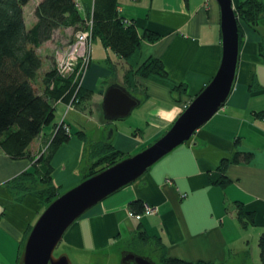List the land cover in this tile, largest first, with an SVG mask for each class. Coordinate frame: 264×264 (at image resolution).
Returning <instances> with one entry per match:
<instances>
[{"label": "crops", "instance_id": "1", "mask_svg": "<svg viewBox=\"0 0 264 264\" xmlns=\"http://www.w3.org/2000/svg\"><path fill=\"white\" fill-rule=\"evenodd\" d=\"M40 1L23 7L27 29L37 21L34 11ZM75 1L81 16L89 19L95 0ZM117 1L119 13L134 23L140 35L145 30L154 33L152 39H141L137 65L149 56L159 58L169 82L138 73L130 77L125 59L99 39L93 41L79 103L54 100L57 121L41 130L24 156L12 157L0 145V264L18 263L27 231L45 207L30 192L34 187L30 178L19 180V176L45 153L55 124L64 120L71 133L50 159L53 183L62 193L84 179L86 165L97 159L96 144L107 142L125 158L163 135L219 68L222 38L217 0ZM241 1L231 0L233 8ZM78 29L58 27L36 47L42 59L34 83L39 92L44 89L45 72L54 67L52 50L70 41ZM240 29L237 75L225 104L189 140L142 177L92 206L67 229L61 241L69 252L77 253L75 257L116 253L113 248L127 236L143 243L139 235L143 232L147 243H155L159 257L258 264L255 256L263 262L264 116L258 112L264 108V52L259 50L264 34L260 25L255 29L240 22ZM113 83L141 102L128 116L105 121L101 102ZM87 128L93 130L89 144L85 143ZM218 172L228 180L224 185L212 183V175ZM137 199L144 203V210L154 208L153 213L134 212L129 204Z\"/></svg>", "mask_w": 264, "mask_h": 264}, {"label": "trees", "instance_id": "2", "mask_svg": "<svg viewBox=\"0 0 264 264\" xmlns=\"http://www.w3.org/2000/svg\"><path fill=\"white\" fill-rule=\"evenodd\" d=\"M29 1L0 0V145L7 154L15 158L24 156L32 140L45 126L54 122V100L61 98L75 105L84 97L82 96L84 90L81 85H78V80L73 81V76H60L54 67L44 74L42 92L36 89L34 83L42 64L36 47L50 39L56 28L72 26L80 29L85 26L88 18L84 19L81 16L75 0H41L34 11L37 21L27 29L23 7ZM117 5V0L94 1L90 17L93 22L92 41L99 39L104 46L110 47L117 55L125 59L129 66V73H126L130 77L138 73L141 76L168 83L166 69L159 58L149 56L137 65L141 39L146 36L152 39L154 33L145 30L140 35L134 23L126 20L119 13ZM235 14L240 42L243 35L240 22L256 29V25L264 21L263 3L261 0H243L235 8ZM262 43H264V38L259 46V50L264 52ZM172 86L175 85L172 83ZM258 114L264 116V108ZM55 128L45 153L32 163L31 170L24 171L19 176V180L30 178L34 185L30 192L37 196L44 206L61 193L51 177L50 159L71 134L64 120L55 124ZM77 133L84 139L82 132ZM99 152H102L101 157H97L91 164L86 165L84 178L124 158L107 142L96 144L95 155H99ZM211 180L212 183L220 185L228 181L222 172L212 175ZM14 181L15 184L18 178ZM129 207L134 212H142L145 205L137 199L131 201ZM139 235L141 242L148 240V236L143 235V232ZM260 245L261 259L264 262V232L260 236ZM159 262L163 264H213L165 255H160Z\"/></svg>", "mask_w": 264, "mask_h": 264}, {"label": "water", "instance_id": "3", "mask_svg": "<svg viewBox=\"0 0 264 264\" xmlns=\"http://www.w3.org/2000/svg\"><path fill=\"white\" fill-rule=\"evenodd\" d=\"M222 56L209 83L190 101L169 129L142 150L84 178L51 200L38 215L23 242L17 264H72L65 253L54 254L67 229L88 209L142 177L147 170L194 132L227 101L239 62V27L231 0H217ZM141 100L118 83L110 84L101 102L105 121L124 118ZM112 129L108 130V137ZM121 264H157L134 251L121 253Z\"/></svg>", "mask_w": 264, "mask_h": 264}, {"label": "built area", "instance_id": "4", "mask_svg": "<svg viewBox=\"0 0 264 264\" xmlns=\"http://www.w3.org/2000/svg\"><path fill=\"white\" fill-rule=\"evenodd\" d=\"M92 19H88L85 26L78 29L67 43L57 47L56 59L54 60V68L62 77H72L73 81L78 80L81 85L83 74L90 63L92 48ZM71 105V104H69ZM154 208L147 207L145 214L153 213Z\"/></svg>", "mask_w": 264, "mask_h": 264}, {"label": "rangeland", "instance_id": "5", "mask_svg": "<svg viewBox=\"0 0 264 264\" xmlns=\"http://www.w3.org/2000/svg\"><path fill=\"white\" fill-rule=\"evenodd\" d=\"M34 1L35 0L30 1L27 6L28 7L32 6ZM28 10H30V9H28ZM29 15H30V13L27 12V17ZM258 25H260V27H261V29L263 31V34H264V21L263 22L260 21L259 24L256 25V27ZM67 42H69V41H66L64 43H67ZM64 43H62V44H64ZM58 46L59 45L55 46L54 50H52L53 64H54V60L56 59V51H57V47ZM57 119H58V112H56V119L55 120L57 121ZM92 131H93L92 129L88 130V128L86 130V132H87V139H86V142H85L86 144L91 143V141L93 139ZM96 157H101V156L100 155H96ZM89 163L91 164L92 162L89 161ZM122 241H125V242L120 243V246H117V247L113 248V249H116V253L111 250L112 252H109L107 256L101 255V256H95V257H91V258H86L85 256H83L84 258L81 257V256H76L75 257V254H77V253L76 252H74V253L69 252V249L67 248V246H65L63 244L62 241L55 248L54 254L57 255L59 253L65 252L69 256L72 264H121V261H120L121 253L123 251H125V250H130V251H134V252H136L138 254H141V255H144V256H147V257L151 258L157 264H163V263L159 262V256H158L159 253H158V250L155 249V247L153 245V244H155L154 242L147 243V241L144 240V243H140L138 241L132 240L129 236H127ZM145 242H146V244H145ZM256 251H257V248H256V246H254L253 252L255 253ZM78 258L80 260H78ZM254 259H255L256 263L264 264V262H258L257 258L255 256H254Z\"/></svg>", "mask_w": 264, "mask_h": 264}, {"label": "flooded vegetation", "instance_id": "6", "mask_svg": "<svg viewBox=\"0 0 264 264\" xmlns=\"http://www.w3.org/2000/svg\"><path fill=\"white\" fill-rule=\"evenodd\" d=\"M120 257H121V255H120Z\"/></svg>", "mask_w": 264, "mask_h": 264}]
</instances>
